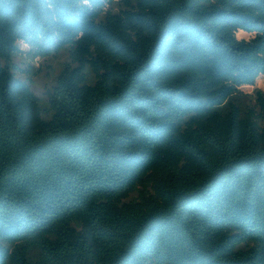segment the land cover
Masks as SVG:
<instances>
[{
	"label": "trees",
	"instance_id": "obj_1",
	"mask_svg": "<svg viewBox=\"0 0 264 264\" xmlns=\"http://www.w3.org/2000/svg\"><path fill=\"white\" fill-rule=\"evenodd\" d=\"M261 75L264 0H0V264H264Z\"/></svg>",
	"mask_w": 264,
	"mask_h": 264
},
{
	"label": "rangeland",
	"instance_id": "obj_2",
	"mask_svg": "<svg viewBox=\"0 0 264 264\" xmlns=\"http://www.w3.org/2000/svg\"><path fill=\"white\" fill-rule=\"evenodd\" d=\"M237 37L240 40H250L254 36L241 31L237 33ZM19 46L20 53L14 58L17 76L29 82L33 92L43 104L47 105L50 93L65 66L71 64L70 53L66 49L59 55L43 58L35 56V53L26 44L19 43ZM259 92L264 93V75L257 79L254 86L241 87L236 99L243 109L253 107ZM136 198L137 194L135 193L129 200Z\"/></svg>",
	"mask_w": 264,
	"mask_h": 264
},
{
	"label": "bare ground",
	"instance_id": "obj_3",
	"mask_svg": "<svg viewBox=\"0 0 264 264\" xmlns=\"http://www.w3.org/2000/svg\"><path fill=\"white\" fill-rule=\"evenodd\" d=\"M245 33V32H244Z\"/></svg>",
	"mask_w": 264,
	"mask_h": 264
}]
</instances>
